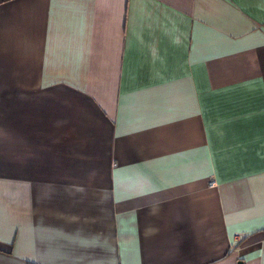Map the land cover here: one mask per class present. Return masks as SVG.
<instances>
[{
    "label": "crops",
    "instance_id": "0c3cea01",
    "mask_svg": "<svg viewBox=\"0 0 264 264\" xmlns=\"http://www.w3.org/2000/svg\"><path fill=\"white\" fill-rule=\"evenodd\" d=\"M239 261L264 264V0H0V264Z\"/></svg>",
    "mask_w": 264,
    "mask_h": 264
},
{
    "label": "built area",
    "instance_id": "2783aa9c",
    "mask_svg": "<svg viewBox=\"0 0 264 264\" xmlns=\"http://www.w3.org/2000/svg\"><path fill=\"white\" fill-rule=\"evenodd\" d=\"M214 184H215V182L212 183V185H214ZM236 240H240V237L237 236V237H236Z\"/></svg>",
    "mask_w": 264,
    "mask_h": 264
},
{
    "label": "water",
    "instance_id": "95a60500",
    "mask_svg": "<svg viewBox=\"0 0 264 264\" xmlns=\"http://www.w3.org/2000/svg\"><path fill=\"white\" fill-rule=\"evenodd\" d=\"M238 264H244L242 261H239Z\"/></svg>",
    "mask_w": 264,
    "mask_h": 264
}]
</instances>
